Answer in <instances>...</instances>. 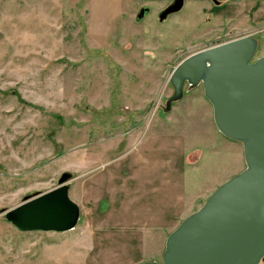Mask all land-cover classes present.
Here are the masks:
<instances>
[{"label":"rangeland","instance_id":"obj_1","mask_svg":"<svg viewBox=\"0 0 264 264\" xmlns=\"http://www.w3.org/2000/svg\"><path fill=\"white\" fill-rule=\"evenodd\" d=\"M165 7L0 0V211L64 172L80 208L64 232L21 231L0 212V264L160 262L168 235L246 167L202 84L167 100L173 69L193 52L253 31L264 55V13L184 0L161 20Z\"/></svg>","mask_w":264,"mask_h":264},{"label":"water","instance_id":"obj_2","mask_svg":"<svg viewBox=\"0 0 264 264\" xmlns=\"http://www.w3.org/2000/svg\"><path fill=\"white\" fill-rule=\"evenodd\" d=\"M183 3L174 0L160 19ZM258 46L243 35L193 52L173 69L167 109L183 97L185 84H202L220 132L242 143L246 167L168 235L162 261L137 264H259L264 258V55L255 58ZM71 179L64 172L57 187L0 212L21 231L70 230L80 215L69 197Z\"/></svg>","mask_w":264,"mask_h":264},{"label":"crops","instance_id":"obj_3","mask_svg":"<svg viewBox=\"0 0 264 264\" xmlns=\"http://www.w3.org/2000/svg\"><path fill=\"white\" fill-rule=\"evenodd\" d=\"M158 1H161V2H165L166 3V6H169L174 0H158ZM216 5H219V6H223V5H226L227 3L231 2L232 0H212ZM244 1L245 3L247 4H253V9L252 11L255 12V14L257 13V11H261L262 13H264V0H242ZM166 8V7H165ZM259 11V12H260ZM239 13V12H238ZM251 13V12H250ZM242 16H245V15H242ZM241 17V16H240ZM261 18V17H260ZM253 31L252 32H248L246 33V35H252Z\"/></svg>","mask_w":264,"mask_h":264}]
</instances>
